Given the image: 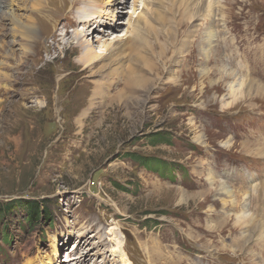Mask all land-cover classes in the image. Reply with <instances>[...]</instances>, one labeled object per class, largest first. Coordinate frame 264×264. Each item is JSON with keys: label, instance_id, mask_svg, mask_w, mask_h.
I'll list each match as a JSON object with an SVG mask.
<instances>
[{"label": "rangeland", "instance_id": "374dc122", "mask_svg": "<svg viewBox=\"0 0 264 264\" xmlns=\"http://www.w3.org/2000/svg\"><path fill=\"white\" fill-rule=\"evenodd\" d=\"M1 1L0 39L10 41L11 13L30 16L31 3ZM96 1L104 8L114 0ZM142 1L118 0L117 31L95 24L107 33L94 36L93 46L130 34L137 18L131 12ZM159 1L154 10L166 20L151 23L145 47L130 36L124 61L151 80L146 88H130L128 68L100 70L106 53L83 64L86 51L75 44L82 25L70 18L82 0H69L58 18L57 31H69L74 53L60 44L41 47L43 69L34 77L21 76L26 64L19 60L0 58L8 76L0 88L14 91L0 90V203L22 202L13 215H0V264H69L61 260L73 256L89 257L88 264L264 260L255 230L264 226V157L244 146L264 138V96L254 89L235 94L243 79L264 85V0L211 1L213 13L198 20L183 16L189 0ZM191 7L193 13L197 4ZM207 30L215 35L211 58L200 45ZM183 40L188 45L179 52ZM134 46L153 70L130 58ZM9 49L23 51L19 44ZM214 59L237 76L225 79ZM99 80L111 82L110 91L92 97ZM90 99L109 103L88 108ZM28 201L42 204L49 218L27 219ZM251 214L256 224H246ZM112 227L121 232L127 262L114 252Z\"/></svg>", "mask_w": 264, "mask_h": 264}, {"label": "bare ground", "instance_id": "6f19581e", "mask_svg": "<svg viewBox=\"0 0 264 264\" xmlns=\"http://www.w3.org/2000/svg\"><path fill=\"white\" fill-rule=\"evenodd\" d=\"M15 1H18V0H15ZM19 1H21L26 8H28L29 3H31V5H30L32 8L30 11L31 14H30V16L25 15L24 18L22 19V16L20 14H14L13 12L11 13L12 27L9 28L8 31L10 30V34H13L12 35L13 39L10 41L0 39V58L6 57V58H11L13 60H19V63H23L22 64L23 66H24V64H26V69L21 76L31 75L32 77H34V76H36V73L40 72L43 69V67H38V64L40 62H43V58L41 57L42 55L40 54L41 47L47 46L48 50L54 51L58 47V45L60 44V45L64 46V48L67 49L70 53H74V50H75L74 46L75 45L72 44V41H66V39L71 36L69 31H67L65 34H62V33L60 34L57 31L60 27V23H58V18L61 15L62 11L66 9L69 0H33L32 2H30V0H19ZM94 1L95 0H82L83 3H81L79 5L80 8L79 7L77 8V13L70 17L72 19H75L76 23H78L79 25L80 24L82 25L81 30L78 32L79 33L78 35H81V37L76 39L75 44L78 47H82L83 49H85L84 51H86V54H82V58H81L83 64L90 63L92 61V59L96 56L99 59L100 58L99 56L106 53L107 56L104 57L106 59L104 60L102 66L100 67V70H102L103 68H108V66L110 67L109 68L110 70L115 69L114 70L115 72H119L122 68L123 69H126V68L130 69L129 65L124 64L125 63L124 61L128 59L127 58L128 52L126 49H128L127 45L130 46V41H131V40L129 41L130 36H136L137 37L136 43H139V45L143 44V46L145 47L147 44V39H146L147 33H149V32L152 33V31L155 30V27H153L151 23H153L154 20L161 19L164 21L166 19L162 18V14L161 13L158 14L157 10H154L153 6L156 5L155 0H143L142 1L143 4L141 6L143 8V10H140V9H142L140 7V9L134 8V11L131 12V16H132L131 19L134 18V15H137V18L134 21L130 20V22H129L131 25V28H132V31L130 32V34L127 33L125 36L121 35V37L119 35H117L115 37L114 44H112V42L110 44V43H107L104 41V42H101L99 45L94 47L93 43H94V41H96L98 39V38L94 39V36H96L98 34L105 36L107 33V32L106 33L99 32L100 30L97 28L98 23H101L102 25L108 27L109 30L118 29L113 22L115 20V17L118 15L119 9L121 7L118 0H114L113 2H108V4L106 5L107 7L105 6L104 8L101 6V4L98 1L95 2L97 4H94ZM156 1L160 3L159 0H156ZM189 1H191V2L188 3V1H186L184 4V5H186L185 6L186 10L184 11L183 16L185 18H187L188 20L189 19L198 20L202 16H210L213 13V6H211L213 3L211 1H215V3H216V2L221 1V0H210L209 1L210 4L207 2L208 0H189ZM137 2H138V0H135L134 3H137ZM84 3H86V4H84ZM192 3L197 4V8H194L193 13L191 12ZM2 4H3V2L1 1L0 5H2ZM221 5H223V4H221ZM193 6H195V5H193ZM219 9H220V7H219ZM176 10H177V8H176ZM221 12H223V11H221ZM140 16H142V17H140ZM121 21L122 20L117 21L116 24L118 25ZM169 21H171V20H169ZM123 23H126V22L124 21ZM95 24L97 27L95 26ZM90 26L93 28L90 29ZM0 28H3V26L1 24H0ZM89 29H90V31H89ZM38 30L41 31L40 34H39ZM212 31L207 30L205 32L204 36L202 37L201 42H200L203 53L205 54V56L207 58H211V56L213 55V53L211 51V49H212L211 44L213 43V39H214L215 35H214V31H213V33H212ZM17 36H19V39L17 38ZM87 36L90 37V38H88L89 39L88 41L84 40V37H87ZM50 38H52V41L49 42ZM46 42H49V44H46ZM15 44H19L21 46V49L23 50L21 53H19V56L15 50H12V49L7 50L9 46L15 45ZM182 44H183V46L179 48V52L185 51L187 48V45H188L187 41L183 40ZM91 45L93 46V48L91 47L92 49L91 48L89 49L87 46H91ZM219 46H223V45H219ZM150 48H151V46H150ZM159 48L161 50L158 52V54L162 58V56L165 55V51H164L163 47L160 46V44H159ZM129 53H131V56H130L131 59L140 60L144 65H147L151 70L154 69L152 64L148 63V60L145 57H140L138 55V54H142V53L138 52V48H136V46H134V48H132ZM135 53H137V54H135ZM175 53H177V52H175ZM24 59L26 60V63L23 62ZM131 63H133V61H131ZM214 63L216 66L219 65L218 71L220 73H222L220 75H222L225 79H232L233 80L237 76V74L235 73V70L229 69L226 67H222L223 64L220 62L219 59L218 60L214 59ZM3 64H4L3 62H0V77H2V75H3L6 78L7 74L2 72V70H1L4 66ZM89 68H90V66H89ZM123 69H122V72L125 71ZM221 69H222V71H221ZM131 70L132 69H130L128 76L126 77L127 83H129L131 86L130 88L131 89H133V87L146 88L148 86V84L151 82V80L149 78H145L143 76L135 75L133 73V71H131ZM59 72H62V70H59ZM7 78H8V76H7ZM243 80H242L243 82H241L239 84L240 87L235 89L236 95H238L239 92L241 94V91H243V90L250 92L251 90L254 89L255 92L257 91V95H263L264 96V85L259 84L255 80L248 79V78L246 80L245 79H243ZM110 83L111 82L105 83L104 81H101V80L96 82L95 87H94L93 92H92V97H97V98L100 96L104 97V95L107 94V91L108 90L110 91V86H111ZM240 88H242V89H240ZM2 89H5V88H0V90H2ZM12 92L14 93V91H12V89L11 90L10 89L4 90V93H6V94H9V93L11 94ZM37 92L38 91L35 90L31 94L33 95ZM247 93L248 92H246V94ZM118 94L119 95H115L114 98L112 96V99L114 100L115 98L119 97L120 92H118ZM24 95H25L24 96L25 98H23V96H22V99L26 100L28 97V94H24ZM107 103H109V102H106V101L95 102V101H93V99H90L88 108L99 107L102 104L106 105ZM3 104H4V102L0 103V107L1 106L4 107ZM253 141L255 143L259 142V144H254V143H252V144L246 143L245 144L244 143V146L253 148L259 154H262L258 157H264V155H263L264 154V138L262 140H261V138H258V139L255 138ZM219 186H220L222 191L223 190L228 191V189H229V188L227 189V187L221 183L219 184ZM252 215L253 214H251V216ZM245 217H247V216H245ZM256 218H259V217H256ZM247 221L248 222H246V224L247 223L249 224L250 222H253L254 224H256L257 221H259V220H257V219L255 220L253 216L252 217L248 216ZM262 222H263V220H262ZM263 228H264V226L262 223H259V225L256 226V228H255L256 232H259L258 241H260V243H262V245H264ZM119 231H118V228L112 227L108 233L113 235V237L115 238V242L117 243L116 250L114 251V252H116L115 254L119 255L123 261L127 262L128 257H127L125 250H124V247H123L125 242H124V240H122V237L120 236L121 232H119ZM256 232L249 234L250 239H254L253 234H255ZM80 242H81V240H80ZM154 252L157 254V252L155 250H154ZM61 261H63L62 263L68 262L69 264H88L90 259H89V257H85V258H82L80 260H77L76 256H73V257H69L68 259H63ZM260 263L264 264V260ZM94 264H97V262L94 261ZM175 264H181V263L180 262L178 263L176 261Z\"/></svg>", "mask_w": 264, "mask_h": 264}, {"label": "trees", "instance_id": "16d2710c", "mask_svg": "<svg viewBox=\"0 0 264 264\" xmlns=\"http://www.w3.org/2000/svg\"><path fill=\"white\" fill-rule=\"evenodd\" d=\"M139 162L144 164L145 159L143 157H140ZM20 202L21 201L16 200V201H12V202L5 203V204L0 203V215H3V214L13 215L18 208L20 209L19 207ZM41 205L42 204L38 203L37 201H28L26 203L27 219L28 218L36 219L37 217H41V215L46 217L48 214V211L46 209L44 210ZM47 218L49 217L47 216Z\"/></svg>", "mask_w": 264, "mask_h": 264}]
</instances>
